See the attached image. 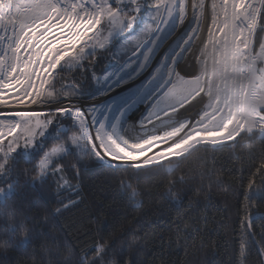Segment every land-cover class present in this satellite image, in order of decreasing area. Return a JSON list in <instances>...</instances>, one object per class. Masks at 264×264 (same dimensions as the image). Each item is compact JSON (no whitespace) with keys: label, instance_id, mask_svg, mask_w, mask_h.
<instances>
[{"label":"snow or ice","instance_id":"snow-or-ice-1","mask_svg":"<svg viewBox=\"0 0 264 264\" xmlns=\"http://www.w3.org/2000/svg\"><path fill=\"white\" fill-rule=\"evenodd\" d=\"M207 7L206 38L186 62L206 0H191L187 25L189 0H0V253L43 239L45 220L28 215L23 194L78 189L73 181L91 161L120 174L122 192L139 206L133 181L162 176L167 198L178 201L185 179L176 173L189 157L225 145L250 157L256 150L261 162L247 189L264 195L256 181L264 185V0H207ZM98 53H111L110 68L90 72L97 87L88 99L109 96L142 71L149 77L88 104L80 78ZM29 101L50 110L23 108ZM140 105L146 112L134 115ZM77 203L62 199L55 213ZM244 221L250 227L247 212ZM182 232L186 226L178 242ZM146 237L142 226H118L96 230L77 253L44 247L43 254L48 264H148ZM249 255L242 242L238 264ZM159 264L168 261L161 256Z\"/></svg>","mask_w":264,"mask_h":264},{"label":"trees","instance_id":"trees-1","mask_svg":"<svg viewBox=\"0 0 264 264\" xmlns=\"http://www.w3.org/2000/svg\"><path fill=\"white\" fill-rule=\"evenodd\" d=\"M110 61L111 53H98L94 58L92 69L80 78L84 96L91 95L97 87L90 72L94 69L99 75L105 68H110ZM148 77L149 71H142L115 92L140 85ZM109 96H101L93 104L107 100ZM140 106L137 116L147 110L146 105ZM218 148L207 156L203 152L197 153L181 165L176 175L183 174L185 183L177 185L178 201L167 198L162 176L152 177L133 181L142 193L137 206L122 192L117 182L120 174L96 161L89 162L87 168L81 170L78 181H73L78 183V189L67 190L63 196L54 189L45 190L43 198L31 191L23 194L31 198L28 215L45 220L43 239L38 242L39 247L33 244L0 253V262L48 264L44 247L60 251L68 248L77 253L85 244L91 245L96 230L106 234L118 226L137 230L142 226L147 233L148 264H159L161 256L168 264H238L242 242L250 253L247 264H264V256L259 253V249L264 248V195L253 198V193L247 189L250 174L261 162L260 154L253 150L254 155L250 157L247 149L226 145ZM69 162H74L71 157ZM21 167L31 165L21 164ZM256 181L257 187L264 188L259 176ZM70 197L78 203L63 209L62 214L55 213L60 200ZM246 212L250 227L242 226L246 223ZM185 226L187 235L182 232L178 242L177 230Z\"/></svg>","mask_w":264,"mask_h":264},{"label":"rangeland","instance_id":"rangeland-1","mask_svg":"<svg viewBox=\"0 0 264 264\" xmlns=\"http://www.w3.org/2000/svg\"><path fill=\"white\" fill-rule=\"evenodd\" d=\"M191 19H192L191 0H189V12H188V17H187V19L185 20V25H187L188 22H189ZM209 23H210V10H209V8L207 7V0H206L205 16H204V21H203V30H202L201 35H200V40H197V41H196V46L194 47L193 52L190 53L189 56L187 57L186 62H190V61H191L192 55L195 54V52H196V48L200 47V42L206 38V31H207V28H208V26H209ZM185 25H183V27H184ZM129 70H130V69H129ZM89 96H90V95H88V96H87V95L84 96V99L86 100V102H87L88 104H90V103L93 104L94 100H92V99H88ZM100 97H101V96L97 97L96 99L99 100ZM102 98H104V97H102ZM102 98H101V99H102ZM96 99H95V100H96ZM46 106H47V105L40 104L39 102L36 103V104H31L30 101H29V102H26V104L23 105L22 107L25 108V109H27V110L35 109V110H37V111H44ZM140 108H142V106H138V107H137V109H136L135 112H134V115H137V114H138V112H136V111H137V110H141ZM45 112H47V111H45ZM134 132H135V131H134L133 129H130V131H128L127 135H133ZM102 165H103V164H102Z\"/></svg>","mask_w":264,"mask_h":264},{"label":"water","instance_id":"water-1","mask_svg":"<svg viewBox=\"0 0 264 264\" xmlns=\"http://www.w3.org/2000/svg\"><path fill=\"white\" fill-rule=\"evenodd\" d=\"M183 29V25L181 26V30ZM44 105H46V104H44ZM50 110V108H49V105H47L46 107H45V110L44 111H49Z\"/></svg>","mask_w":264,"mask_h":264}]
</instances>
